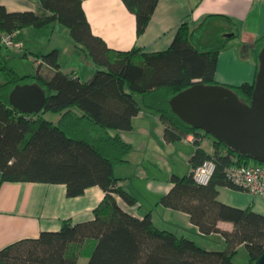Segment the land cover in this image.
Listing matches in <instances>:
<instances>
[{
  "label": "trees",
  "instance_id": "trees-1",
  "mask_svg": "<svg viewBox=\"0 0 264 264\" xmlns=\"http://www.w3.org/2000/svg\"><path fill=\"white\" fill-rule=\"evenodd\" d=\"M51 12H8L0 6V39L26 28L44 29L59 22L70 30L75 53L105 70L83 82L62 71L59 52L37 56L52 74L20 75L9 67L0 46V172L4 182L63 184L69 198L80 197L92 187L106 193L95 209L94 220L73 224L67 220L60 231L41 233L0 250V264H237L241 246L255 264L264 252V216L252 207L240 209L219 200V188L243 191L227 179L226 169L233 165H253L249 158L222 141L180 119L170 105L171 99L198 83L216 85L219 55L236 38L240 28L228 16L211 15L191 28L183 24L172 46L164 52L145 53L139 48L117 51L93 33L83 8V0H41ZM137 19V34L147 29L159 0H123ZM264 37L254 42L258 62ZM258 73V72H257ZM37 85L46 95L38 114H25L10 102L18 85ZM231 88L245 103H251L255 82ZM136 96L140 97V102ZM145 109L160 115L165 123V141L177 143L189 135L213 137L215 152L199 147L190 160L192 172L172 177L173 187L160 204L189 215L201 234H220L226 241L224 251H208L195 241L158 228L151 214L143 219L125 211L117 197L127 204L136 198L122 186L118 167L129 164L133 146L112 131L130 132L133 120ZM58 116L54 122L46 118ZM216 163L209 185L195 180V170L206 161ZM255 165H264L255 160ZM234 225L233 231L219 227Z\"/></svg>",
  "mask_w": 264,
  "mask_h": 264
},
{
  "label": "crops",
  "instance_id": "crops-1",
  "mask_svg": "<svg viewBox=\"0 0 264 264\" xmlns=\"http://www.w3.org/2000/svg\"><path fill=\"white\" fill-rule=\"evenodd\" d=\"M0 6L11 13L35 12L51 15V12L42 7L41 0H0ZM83 8L93 33L103 38L109 48L117 51L139 48L145 53L167 51L172 46L179 28L185 23L195 28L208 16H228L240 28V37L231 41L220 53L216 82L225 86L253 85L255 82L258 62L254 54V42L264 37V0H159L142 35L137 34L136 16L123 0H83ZM49 28L52 29L51 34L47 33L45 28L38 30L32 27L17 32V46L6 48L2 53L7 64L11 53L18 54L33 62V69L28 74L39 71L45 76H50L51 68L37 56L48 54L50 50H58L64 73L74 74L83 82L90 81L97 69L93 68L81 75L79 59L84 58L75 53L76 43L73 38L72 56L66 63H62L63 51L57 43L47 44L45 41V36L48 35L51 36L49 39L53 40L59 29L66 31L64 26L55 22L46 27ZM165 129L160 115L143 109L134 118L132 131H112L113 135L119 134L133 146V151L128 157L129 164L119 167L116 174L120 178L119 186L136 198V204L131 206L120 197H117V201L125 211L140 219L151 214L158 228L171 231L178 237H198L203 241L206 238L220 237L223 247L220 250L214 249L213 243L197 244L208 251H224L227 244L220 234L205 236L191 223L189 215L167 209L160 204L161 199L173 187L172 177H183L178 163L186 158V166L190 168L191 173L193 170L190 160L199 148L194 142V134L180 142L167 143ZM199 135L200 148L213 155L214 140L204 136L203 132ZM165 168L168 175H165ZM160 174L164 175L163 181L159 179ZM134 179L145 181V194L144 190L140 194L131 190ZM105 196L103 189L92 187L80 197L69 198L67 188L63 184L4 182L0 172V250L25 239L38 238L45 231H60L67 220L73 224L94 220V211ZM219 200L235 208L252 207L256 213L264 216V196L221 187ZM219 227L225 231L234 229V225L228 222H220ZM189 234L195 237H189ZM242 247L244 246L239 249ZM88 263V258L79 259V264Z\"/></svg>",
  "mask_w": 264,
  "mask_h": 264
},
{
  "label": "water",
  "instance_id": "water-1",
  "mask_svg": "<svg viewBox=\"0 0 264 264\" xmlns=\"http://www.w3.org/2000/svg\"><path fill=\"white\" fill-rule=\"evenodd\" d=\"M258 59L251 103L243 102L225 85L198 83L174 96L170 105L183 121L264 164V47ZM10 102L22 113L38 114L46 95L37 85H18L10 94ZM255 264H264V252Z\"/></svg>",
  "mask_w": 264,
  "mask_h": 264
},
{
  "label": "rangeland",
  "instance_id": "rangeland-1",
  "mask_svg": "<svg viewBox=\"0 0 264 264\" xmlns=\"http://www.w3.org/2000/svg\"><path fill=\"white\" fill-rule=\"evenodd\" d=\"M64 28H65L66 31H64V30L62 31V30L59 29L58 32L55 33V35L53 37V40L49 39V38H51V36H49V35L45 36V41L47 42V44L50 43V42H52L53 44L57 43L56 45H58L62 49V51H63V54L61 55L62 63L69 62L70 61V57L72 56V54H71V50H72V36H71L70 30L68 28H66V27H64ZM45 31L47 33H49V34L52 33V29L51 28H49V29L45 28ZM4 49L6 50L5 47H2V52H3ZM50 52H51V50L49 52H47V53H50ZM8 63H9L8 66L13 68L20 75H27L28 73H31L30 71H32V69H33V67H32L33 62L31 60H27L23 56H19L18 54H13L12 55V53H11L10 54V60H9ZM79 64H80V66L82 68L81 75H85L86 73L89 72V70H91L93 68H96L97 70H99V69L100 70H105L104 67L96 66L92 61L90 62V61H87L86 59H79ZM136 98L140 102V97L136 96ZM46 118L49 119V120H52L54 122L58 121V116L55 115V114H52V113L47 114ZM208 138L210 140L213 139V137H211V136H208ZM194 142H195V140H194ZM169 159L170 158H168V160ZM186 163H187L186 158H184L183 160H181V162L178 163L179 166H180V169H181L180 171H181L183 176H187V175L190 174V168L189 169L187 168ZM251 163L253 165H255V162L253 160H251ZM165 170H166L165 171V175H168L167 168H165ZM163 176H164L163 174L159 175V179L162 180V181H163V179H162ZM165 179H167V177H165ZM130 188L135 193L140 194V192L143 191L146 188V183L142 179H137V181H136V179H134V181L132 183V186ZM144 191H145L144 192V194H145L146 190H144ZM141 198H142V196H141ZM181 227L184 228L183 225H181ZM189 235H191V234H189ZM189 237H195V236L191 235ZM189 239L195 241L199 245L201 243H209V244L213 243L214 249H216V250L223 249V247L221 246L222 245V243H221L222 239L220 237H213V238H210V239L206 238L205 241H203L202 239L200 240L198 237L189 238ZM234 260H235V262L237 264H250L249 253H248L246 247H242L241 249H239V252L235 256Z\"/></svg>",
  "mask_w": 264,
  "mask_h": 264
},
{
  "label": "built area",
  "instance_id": "built-area-1",
  "mask_svg": "<svg viewBox=\"0 0 264 264\" xmlns=\"http://www.w3.org/2000/svg\"><path fill=\"white\" fill-rule=\"evenodd\" d=\"M17 32L4 34L0 39V46L7 49L17 46L15 40ZM201 140L200 137L194 139ZM216 163L212 160L206 161L195 170V180L198 184L207 186L210 184L215 172ZM229 182L241 188L245 192L264 196V165H233L226 169Z\"/></svg>",
  "mask_w": 264,
  "mask_h": 264
}]
</instances>
